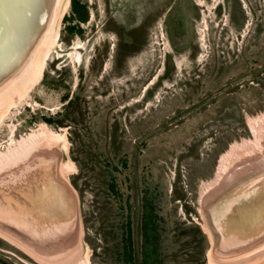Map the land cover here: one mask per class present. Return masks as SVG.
<instances>
[{
    "label": "rangeland",
    "instance_id": "obj_1",
    "mask_svg": "<svg viewBox=\"0 0 264 264\" xmlns=\"http://www.w3.org/2000/svg\"><path fill=\"white\" fill-rule=\"evenodd\" d=\"M63 3L38 81L0 89V162H13L0 165L1 186L23 183L19 174L36 165L71 185L82 222L66 250L78 257L82 246L76 264H229L238 245L247 257L236 264H264V252L252 262L254 235L236 233L238 243L229 232L219 250L226 260L213 262L203 214L237 183L247 209L264 195L263 185L249 195L264 173L245 169L264 154L246 150L257 137L250 121L264 115V0ZM43 178L34 183L43 187ZM240 203L219 205L218 217L233 220L240 213L231 206ZM3 259L43 264L0 237Z\"/></svg>",
    "mask_w": 264,
    "mask_h": 264
},
{
    "label": "bare ground",
    "instance_id": "obj_2",
    "mask_svg": "<svg viewBox=\"0 0 264 264\" xmlns=\"http://www.w3.org/2000/svg\"><path fill=\"white\" fill-rule=\"evenodd\" d=\"M62 3H63V0H0V89L3 88L4 92L8 91L7 89H5V87L6 88L11 87V85L13 83H16V82L19 83V86H30L31 84H33V82L35 80L38 81L37 80L38 76H41L43 74L44 68L46 65V61H47L49 53H50V50L52 49L53 45H55V43L58 40L59 34H58V32L55 33V31H54V29H55L54 23H56V19L58 18L59 14H60ZM63 4H65V3H63ZM68 6H66V7H68ZM29 76H30V81H29ZM9 80H10V82H9ZM15 98H16V96H15ZM19 99H21V98H19ZM0 101H1V99H0ZM250 122H252V128L255 131L257 137H256V140L252 144H250V147L247 145L248 148L246 150L248 151L250 149L249 151L252 150L255 153V152H257V149L262 150V147H264V143L262 142V139H264V138L260 134V133H262L261 130H263V133H264V115L263 116L261 115L260 117L255 118L254 120H251ZM51 135H53V134H51ZM49 137H52V136H49ZM52 138H49V139H51L50 142L47 139V142H49V144H52L53 141L56 139V137L54 138V140H52ZM45 140H46V138H45ZM55 141L53 144H55ZM246 143H248V142L246 141ZM60 144H61V142H60ZM58 145H59V143H58ZM46 147H47V144H46ZM46 147H43V148H46ZM65 147H66V145H65ZM46 149L48 150V148H46ZM50 149H53V148L51 147ZM54 149H56V148L54 147ZM57 149H58V146H57ZM236 150H239V152L241 151V149H238V148ZM239 152L237 153L238 155H239ZM24 153H26V152H24ZM235 153L232 152L228 156H227V153L224 154L225 156L223 155L222 161L220 163V167L218 168L219 172L217 174L218 176H216L217 179L212 181V184L215 185L218 182V180L221 179L220 177L222 176V172L226 171L229 168V162L232 161ZM245 153L246 152H244V154ZM263 155H261V162L256 160L257 159L256 158V159H254L255 161L254 160L252 161V165L249 167V169L247 167L245 169L250 170L251 172H254L255 174L256 173H264V157H263ZM19 156L20 157L17 156L16 161L22 157V155H19ZM242 156H244V155H242ZM51 158L52 157H50V159ZM53 158H54V156H53ZM9 159H10V157H9ZM5 162L6 161H4L3 163L0 162V165L5 164ZM7 162L13 163V162H11V160H9ZM261 165H263V168L262 167L259 168ZM2 167H4V166H2ZM46 167H44V168H46ZM5 169H6V167H5ZM4 172H6V171H4ZM61 172H63V171H61ZM7 173H8V171H7ZM9 174L10 173H8V175ZM11 174H13V173H11ZM14 174H15V172H14ZM58 174H59V172H58ZM224 177H226V175ZM0 178L2 179V177H0ZM61 178H63V177H61ZM4 179H6V178H4ZM9 179H10V177H9ZM56 181L58 183V180H56ZM39 183H41V182H37L36 185H41ZM237 184H235V185H237ZM42 185H43V187L40 186V188H42V190L44 191V188L47 186L45 184H42ZM260 185H263V187H264L263 182H261V183L254 182L252 184V186L249 188V195L252 194L254 192V190L256 191V193H258L257 191L259 190L258 188H260L259 187ZM2 186H3V184H2ZM217 188H215V189H217ZM227 189H225L221 193H219L215 196H212V197H214L216 199V197L220 196L223 192H226ZM45 191H47V189H45ZM50 191H51V189H50ZM54 193H56V192H54ZM262 196H261L262 200L251 202L252 206L250 205V209H251L250 215L252 216V220L249 219V222L246 224V226L249 229H252L253 227H255L254 228L255 231L252 230L251 232L244 233L245 236H243V237H249L252 234V235H254L253 238L258 243H261L263 245V242H264V226H263L264 222L261 220H264V218L262 215H260L264 212V195H262ZM41 204L43 206L46 205L45 206L46 210L49 208V204L48 205L46 203L45 204L41 203ZM51 207L52 208L48 211V214H46L44 216H41L39 214V209H38V212L35 211V214L37 215V217H35V215H34V220L37 222V225H36V228L31 227L32 228L30 231L31 234H34V237H35L36 233H38L40 238L37 235L36 236L40 240L41 239L44 240V238L46 239V238L50 237L51 232H53L54 235L56 236L55 238H58V239L60 238L58 236H61L65 233L64 235H67L68 238L70 236V238H71L70 240H73L75 242V240H76V237H75L76 231L75 230H77V226H76V228H74L75 226L73 225V220H75L73 217L75 216V214L73 217L68 216V217H66V219H63V221H66V222H64L65 225L63 224L64 225V227H63V225L61 223L62 219H60L61 214L55 208V205H52ZM53 208H54V212L52 211ZM41 209H42V206H41ZM41 209H40V213L44 214L43 212L45 209L43 211ZM72 218H73V220H72ZM245 218H247V217L243 216L244 220H245ZM23 221L24 220L17 219L16 224L21 226L22 228H23V226H24V228H26L27 225L23 224L24 223ZM40 224H41V227H39ZM75 225H77V224H75ZM262 228H263V233L260 234L259 230H261ZM70 229L72 231H70ZM18 231H19V233L22 232L21 230H18ZM21 234H24V233H21ZM37 237H35V239H38ZM256 241H255V243H256ZM29 242H30V244L32 243L31 240ZM71 244H72V242L70 243V247L72 249V247L74 248L75 243H73L72 245ZM31 245H33V244H31ZM68 250H69V247H68ZM262 252H264V251H262ZM57 255L60 256V254H56V256ZM260 255L262 256L261 253L260 254L255 253L253 255L254 257H252V256L251 257H252V259L258 257V259H259V258H261ZM60 257H63V255ZM211 257H212V254H211ZM211 260H212V258H211ZM256 260L254 259V260H252V262L256 261ZM257 264H259V263H257Z\"/></svg>",
    "mask_w": 264,
    "mask_h": 264
},
{
    "label": "water",
    "instance_id": "obj_3",
    "mask_svg": "<svg viewBox=\"0 0 264 264\" xmlns=\"http://www.w3.org/2000/svg\"><path fill=\"white\" fill-rule=\"evenodd\" d=\"M41 168L40 165L34 166L30 171H22L19 176H23V183H20L19 179H15L13 182L15 183H4L3 186L0 184V237L16 244L20 248H22L24 251L29 252L30 254L34 255L37 261L43 264H55V263H63V264H76L75 260H78V257L80 256V251L82 250V246L79 249L78 248V257H73V251H68L66 250V245L70 246V241L67 240L68 237L62 238V236L55 238V235H51L50 238H44V241L39 240L36 241V239H33L34 234H31V227H35L37 225V222L34 220V215L35 211L38 212L39 209V214L41 216H44L48 214V211L52 208V205H55V208L59 211L61 214L60 219L62 225L64 224L63 219H66V217H71L72 215H75V220L76 224L79 226V223L81 221V216L79 212V207H78V198L77 195H75V191L69 185L66 183V181L63 178H60V182L57 184H53L52 186L51 183L53 182V179L56 181L58 179V175L53 172L49 173V170H38V168ZM36 170V171H35ZM44 176L43 180L45 185L47 187L44 188V191L42 188H40L41 185H36L34 181L38 177ZM47 179V180H46ZM249 181V178L246 179ZM245 180V181H246ZM32 183H28V182ZM52 181V182H51ZM240 183L244 181H239ZM263 182V181H262ZM250 187H251V183ZM243 186V184H240ZM59 186V187H58ZM239 183L238 185L234 188L231 186L232 192L228 190V193H231L232 196H224L222 198H218V201H215L213 205L210 204V206L204 208V214L205 217V232H209L211 238H212V247L210 250H212V254L215 257L214 261L218 260H226L225 255H220L219 250H222L221 243H222V236L224 235L225 237L227 236L226 234L229 232L231 235L235 234L233 237L237 238L238 243L239 240L241 239L236 233H240L243 236L244 233L251 232L254 230L255 227L252 229H249L246 224L248 223L246 220L251 219L252 216L250 215V208L249 210L247 209V202L240 203L239 198H237L235 191L239 188ZM51 187V188H50ZM244 187V186H243ZM47 189V191H45ZM51 189V191H50ZM236 189V190H235ZM53 190V191H52ZM56 192V193H54ZM262 195V194H261ZM71 198L72 200L68 199ZM233 200V203H240L237 206H234L232 204L231 208H233L232 212L235 210V213H240V215H236V217L233 220H230L228 218V215L226 217H218L217 212L221 211L219 208V205L226 206L228 202H231ZM41 203H46L49 204V208L46 210L45 207ZM53 203V204H52ZM244 204V205H243ZM42 205V209H41ZM230 208V209H231ZM40 209L43 211L44 209V214L40 213ZM75 210V211H74ZM229 212V211H228ZM231 212V213H232ZM252 212V211H251ZM228 214V213H227ZM247 218L243 220V215ZM72 216V217H73ZM37 217V215H35ZM6 218V220H5ZM21 219L27 221V226L26 229H24L19 225L16 224V220ZM73 220V219H72ZM242 220V221H241ZM243 221H245L243 223ZM44 222V221H43ZM82 222V221H81ZM74 223V226H75ZM65 225V224H64ZM63 225V227H64ZM242 225L240 228L239 226ZM76 228V226L74 227ZM73 228V229H74ZM72 229V228H71ZM70 229V231H72ZM236 229H238L236 231ZM18 230H21V234L19 233ZM75 230V229H74ZM3 232V234H2ZM206 232V233H207ZM233 232V233H232ZM76 233V232H75ZM36 237V235H35ZM70 238V236H69ZM258 239V238H257ZM32 241L31 245L29 241ZM80 241V240H79ZM257 242V241H256ZM255 243V242H253ZM82 244V241H81ZM261 244V243H259ZM259 244L251 246L250 250L257 248V250L251 252V256L254 257L253 255L255 253L260 254L262 251H264V242H263V247H260ZM242 249L237 253L238 256L235 257H230L234 259H229L226 261V263L229 264H236L237 262L239 263L240 257L245 255L244 253L246 252V249H243L245 246H240ZM64 254L63 257L56 256V254ZM75 254V253H74ZM247 257V255H245ZM237 258V259H236ZM72 261L70 263H66L68 261ZM74 260V261H73ZM45 261V263L43 262ZM52 261V262H51ZM232 261H235L234 263H231Z\"/></svg>",
    "mask_w": 264,
    "mask_h": 264
},
{
    "label": "trees",
    "instance_id": "obj_4",
    "mask_svg": "<svg viewBox=\"0 0 264 264\" xmlns=\"http://www.w3.org/2000/svg\"><path fill=\"white\" fill-rule=\"evenodd\" d=\"M75 6L78 7L77 4H75ZM78 10H79V12L81 13V15H80V20H82V21H86V20L88 19V16H89L88 12H87L86 14L83 15V11H81V9H79V8H78ZM3 261H4V262H1V261H0V264H10V261L7 260V259H3ZM16 264H17V263H16Z\"/></svg>",
    "mask_w": 264,
    "mask_h": 264
}]
</instances>
